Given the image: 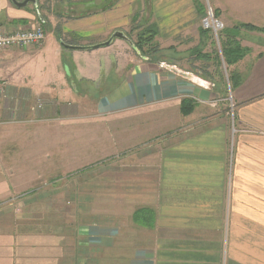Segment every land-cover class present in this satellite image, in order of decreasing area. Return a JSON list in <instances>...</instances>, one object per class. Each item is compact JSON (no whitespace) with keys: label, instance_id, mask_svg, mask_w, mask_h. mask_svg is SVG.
Masks as SVG:
<instances>
[{"label":"crops","instance_id":"obj_1","mask_svg":"<svg viewBox=\"0 0 264 264\" xmlns=\"http://www.w3.org/2000/svg\"><path fill=\"white\" fill-rule=\"evenodd\" d=\"M105 1L71 0L59 7L60 0H36L32 7H17L0 0L1 29H29L38 19L45 32L38 48L0 52V94L41 98L49 108L55 102V112L69 117L84 101L100 116L153 108L140 121H121L118 160L87 183L88 190H120L122 204L132 209L118 218L88 211L75 221V200L91 205L101 195L75 197V185L68 184L56 188L57 198L2 202L0 264H264V41L256 37L261 35H240L249 52L230 68L238 80L230 119L221 84L211 79L215 66L203 75L199 68L178 66L175 58L144 57L121 22L134 0ZM199 2L139 3L159 31L167 30L168 47L178 51L174 41L183 34L189 52L190 35L197 38L201 29ZM210 2L227 27L245 9L264 28V0ZM115 32L127 40L76 48L103 43ZM22 59L33 61L22 70L24 77L5 72ZM183 99L192 106L186 115L180 112ZM140 207L149 211L142 221L151 223L150 230L132 220Z\"/></svg>","mask_w":264,"mask_h":264},{"label":"rangeland","instance_id":"obj_2","mask_svg":"<svg viewBox=\"0 0 264 264\" xmlns=\"http://www.w3.org/2000/svg\"><path fill=\"white\" fill-rule=\"evenodd\" d=\"M16 1L21 2L23 0ZM68 1L71 0H60L59 7ZM113 1L108 0L105 2L111 3ZM141 1L134 0L130 6L131 14L121 21L122 27L126 30L125 34L130 36V41L135 47V41L138 36L143 35L146 38L150 34L155 35L153 41L157 47L154 48V52H151L150 47L152 44H147L146 46L142 45V51L136 47L140 51L139 54L149 55L158 61L175 58L178 66L184 68L186 65L187 68L193 71L199 68L197 70L203 75L207 71L212 72L213 66H215L217 75L215 78L214 76L213 78L211 77V79L220 82L224 91L222 102L228 111V118L231 119L234 115L236 103L234 101V87L233 84H229L231 81H229L228 74H231L230 68L242 60L249 52L248 48L240 45V35L242 32L249 34H252V32L259 33L258 35L261 36L256 37L260 41H264V32L247 30L240 26L250 25L257 27L254 24L261 21L250 18V14L245 9H242L238 10L235 14L236 21L233 26L227 27L210 0H200L198 10L201 14V29L197 38L193 39L196 33L190 35L192 49L189 52H185L188 49H184L188 45L183 46L186 43H183L185 37L182 34L174 41L178 48V51H175V48L168 47L167 45L168 40L165 34L167 30H164L163 33L161 30L159 31L155 23L153 24L150 17L145 14L146 10L139 3ZM30 6L32 7L31 4ZM209 10L213 11V18L215 20H220L223 23L216 34L211 28H208L214 36L210 30L204 29L201 25L202 18ZM151 17L153 18L152 15ZM33 21L31 29L38 27L44 35L40 44H31L22 48L12 47L2 49L0 52L9 51L10 49L23 52L24 50L27 51L40 47L45 40V32L41 28L38 19ZM238 25V38H227L225 33L233 30ZM257 28L264 29L262 27ZM1 30L6 33L17 32H7L3 28ZM27 30L23 29L19 30V32ZM202 30L209 33L206 32L207 34L203 35L201 34ZM237 42L243 51V56L236 63L227 66L222 56V45L226 47L227 43H230L231 46L235 47ZM136 54L139 56L138 52ZM210 56L212 59L208 58ZM26 59H22L12 66H7L5 72L8 73L10 71L12 74L18 72L21 78L24 77L22 70L28 69L33 65V61H25ZM27 72L33 76L31 71ZM43 79L37 76L35 80L40 83L44 82ZM207 79L210 78L207 77ZM113 84L114 80L109 83V86H113ZM103 88L104 90L108 89V87ZM0 93H3V88H0ZM92 95L96 97L97 93L93 92ZM28 101H22L21 99L14 100V97L7 98V96L4 98L0 94V203L3 202L6 205H11L13 201L20 202L28 198H57L59 194H57L56 188L61 187L62 184H68L69 186H67L70 188L75 185V197L78 193L81 194V197H87L89 192H96L101 195H98L101 198L92 200L91 205H88L90 202L87 203V200L83 198L85 200L83 202L75 200V221H78L82 217H87L88 211L111 214V216L118 218L126 209H132L131 206L122 204L120 190H88L87 183L96 182L94 177L102 176L103 169L109 168L110 165H114L118 160L120 154V136L125 131L123 127H120L121 121H140L144 117L152 116L153 108H148L134 114L119 113L110 116H100L94 112L91 105L84 101V103L80 104L79 109L75 108V115L69 117L66 116L67 114L64 115L63 112L61 114L55 112L56 107L59 106L55 105V102L51 103L52 105L49 108L41 98L28 99ZM62 102L65 103L66 101ZM44 106L48 107L50 111L44 110ZM44 112L50 115L44 116ZM105 195L106 199L104 200ZM79 203H83L84 207L79 208ZM104 210L106 211L103 212ZM148 213L149 211L144 207H140L134 211L132 220L135 221V224L139 225L137 227H141L144 230L151 229V223L146 225L142 221Z\"/></svg>","mask_w":264,"mask_h":264},{"label":"trees","instance_id":"obj_3","mask_svg":"<svg viewBox=\"0 0 264 264\" xmlns=\"http://www.w3.org/2000/svg\"><path fill=\"white\" fill-rule=\"evenodd\" d=\"M240 27L244 28V29H247V30H257L259 32H264V29L253 27V26H250V25H241ZM238 29H239V25L237 27H235L233 30L227 31L225 33L226 37L227 38H232V39L233 38H238V36H239L237 34V30ZM206 32L208 33V31H206ZM206 32H204L202 30L201 34L206 35L207 34ZM154 36H155L154 34H150L146 38L143 35H141L140 37L138 36L136 38V41H135L136 47L140 51H142V48H143L142 45L146 46L147 44H152L150 48H151V52H154V48L157 47L156 43L153 41ZM230 43H227V46L225 45L226 47H224V45H222V48H221L222 56H223V59H224V61H225L227 66H231L232 64L236 63L243 56L242 55L243 51L239 47L238 42H237V45L235 47L231 46ZM147 51H149V50H147ZM143 56H145V55H143ZM228 76H229V81H231L229 84H233V87L237 86V84H238V82H237L238 80L236 79L237 77L235 75H232V74H228ZM191 110H192V106L190 104V101L187 100V99L181 100V103H180V112H181V114L182 115L189 114L191 112ZM135 215H136V213H135Z\"/></svg>","mask_w":264,"mask_h":264},{"label":"built area","instance_id":"obj_4","mask_svg":"<svg viewBox=\"0 0 264 264\" xmlns=\"http://www.w3.org/2000/svg\"><path fill=\"white\" fill-rule=\"evenodd\" d=\"M213 15L214 13L212 10L206 12L201 20V25L204 29L211 28L216 34V32L222 27L223 23L220 20H215ZM43 37V32L38 27L35 29L29 28L27 31L22 32L17 31L14 33H6L0 29V50L12 47L22 48L31 44H40Z\"/></svg>","mask_w":264,"mask_h":264},{"label":"water","instance_id":"obj_5","mask_svg":"<svg viewBox=\"0 0 264 264\" xmlns=\"http://www.w3.org/2000/svg\"><path fill=\"white\" fill-rule=\"evenodd\" d=\"M12 2L13 5L17 6V7H24L26 6L28 3H32V4H36V0H23L21 2H18L16 0H10ZM113 38H120V39H124V40H127V38L121 33V32H115L113 33L110 38L103 42V43H99V44H95V45H91L89 47H76V48H79V49H90V48H99V47H103V46H107ZM63 46L65 47H68L66 46L65 44L62 43Z\"/></svg>","mask_w":264,"mask_h":264},{"label":"bare ground","instance_id":"obj_6","mask_svg":"<svg viewBox=\"0 0 264 264\" xmlns=\"http://www.w3.org/2000/svg\"><path fill=\"white\" fill-rule=\"evenodd\" d=\"M42 28V27H41ZM209 33V32H208ZM221 56V55H220Z\"/></svg>","mask_w":264,"mask_h":264}]
</instances>
